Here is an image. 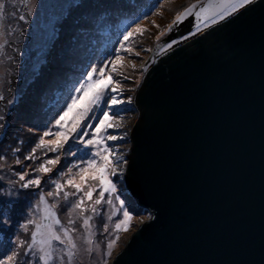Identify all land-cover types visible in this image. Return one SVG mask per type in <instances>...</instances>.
Listing matches in <instances>:
<instances>
[{"label": "water", "instance_id": "1", "mask_svg": "<svg viewBox=\"0 0 264 264\" xmlns=\"http://www.w3.org/2000/svg\"><path fill=\"white\" fill-rule=\"evenodd\" d=\"M134 105L126 192L152 216L113 264H264V0L175 26Z\"/></svg>", "mask_w": 264, "mask_h": 264}, {"label": "rangeland", "instance_id": "2", "mask_svg": "<svg viewBox=\"0 0 264 264\" xmlns=\"http://www.w3.org/2000/svg\"><path fill=\"white\" fill-rule=\"evenodd\" d=\"M154 3L155 0H27V7H25L17 2L16 8L20 10L18 14H25L31 8L32 15L29 16L27 23L12 22L15 35L8 39L13 43L6 46L4 52L0 53V95L5 97L4 100H0V115L5 116V120L0 121V124L4 125L3 128H0V148L4 150L2 154L9 157L8 165L14 163L17 155L23 160V156L28 154L38 142L39 136L46 130V126L52 127L50 121L63 104L68 89L80 78L89 63L102 61L114 48H119V44L115 43L121 38L117 34V29L119 28L122 33L124 31L122 26L134 21L139 22L144 32L133 35L126 44V47L131 49V53L122 54L123 58L117 61V64L118 70L128 76V79L122 83L123 98L126 100L128 97H132V103L135 104L136 91L142 81L144 67L155 44L169 33L167 26L175 15L184 7L197 3V0H163L162 8H152ZM110 4L132 6L131 12L114 15V11L111 9L105 13L104 8H109ZM11 11H13V7L9 4L7 12ZM101 11L103 14L99 15L98 12ZM146 12L148 18L137 21V18L142 17ZM72 27L74 28L72 29ZM84 42L88 44L89 53L82 63L80 60L84 58V55L80 57L79 52L84 49L82 47ZM137 52H139V56L135 55ZM65 68L70 69L68 72L71 74L62 71ZM56 69L61 72L52 78L50 85L45 89L44 86L48 85L49 80L45 81L43 78L46 73ZM42 83L43 88L41 87ZM9 100H12L13 103L8 104ZM80 106L82 104L77 105V107ZM129 109L132 110L121 112L122 121L131 120L132 116L138 113L135 105ZM72 115L74 113L70 114L66 120L70 122ZM119 120L118 118L116 121ZM95 123L96 121H93V124ZM29 128H33L35 131L30 132ZM52 130L56 129L52 128ZM131 133L124 141L109 142L113 147L125 148L123 150L126 155L125 159H128L129 147H132ZM51 138L46 137L45 139ZM15 147H20L22 151L20 153L11 152V149ZM78 148L84 151H94L91 148L84 149L83 145L73 144V150ZM45 151L46 149H37L35 155L39 159L34 162L23 161L22 165L17 166V170H22L24 165H31L32 168H35L44 159L56 155L48 153L46 157L44 156ZM60 155L61 163L51 173H36V175H40L43 181L55 178L63 182L67 177H58L57 170L66 171L67 166L76 162L78 157L66 156L65 153H60ZM127 161L129 163V160ZM125 173L126 171H123L119 178H113L117 183V192L114 195H120L121 199H125L135 210L136 215L133 217L130 230L119 233V241L114 245L107 264H113L116 256L125 248L132 234L143 224V221L149 220L152 216L149 212L142 213L137 210L135 200L126 192ZM0 175L6 177L5 181L0 182V188L12 192V195H0V254H2L13 247V241L17 236L28 238L20 225L30 216V210L38 201L41 189H20L18 186L8 185L7 180L16 178L7 171V168ZM42 189L46 193L48 190H53V186L50 182L43 183ZM66 190L74 191L67 186ZM96 195L97 193H94L93 200ZM75 199V197H70L69 202H74ZM47 201L50 205H57L54 211L57 212L61 222L67 226L68 205L63 201L62 195L59 198L47 197ZM91 204L92 202L86 201L85 207L90 208ZM96 207L100 215H94L91 211L85 215H93V220L90 221L94 232L93 239L99 243L100 249H103L106 243L103 225L107 223L109 229L114 227L113 222L107 220V216L111 214L113 208H119V201L114 200L112 206L102 203ZM72 218L76 219L75 227L79 229L75 237L80 249L74 264H98L101 260V251L93 246L94 259H90L89 254L85 251L88 246L84 244L83 240L85 235V230L82 227L83 217L77 218V214L74 213Z\"/></svg>", "mask_w": 264, "mask_h": 264}, {"label": "snow or ice", "instance_id": "3", "mask_svg": "<svg viewBox=\"0 0 264 264\" xmlns=\"http://www.w3.org/2000/svg\"><path fill=\"white\" fill-rule=\"evenodd\" d=\"M17 2L27 7V0H0V53L4 52L6 46L13 43L8 39L15 35L12 22L27 23L29 16L32 15L31 8L25 14H18L20 10L16 8ZM253 3L255 0H207V2L197 0V3L184 7L175 15L167 26L168 31L171 32L175 26L192 16L202 22L204 28H208L240 13L241 10ZM9 4L13 7L11 12H7ZM162 7L163 0H155L152 5V8ZM147 18L148 13L146 12L142 17H138L137 21ZM122 27H124L122 33L119 28L117 29V34L121 38L115 42L119 44V48H114L102 61L92 62L86 66L80 78L68 89L63 104L50 121L52 127L46 126V130L39 136L38 142L28 154L23 156V160L17 155L14 163L8 165L9 157L2 154L4 150L0 148V162H2L0 163V173L7 168V171L16 178L7 180V184L18 186L20 189H41L38 201L30 210V216L20 225L28 238L17 236L13 241V247L0 254V264H74L77 253L80 251L75 237L79 229L75 227L76 219L72 218L74 213L77 214V218L83 217L82 227L85 230L83 240L84 244L88 246L85 251L89 254L90 259L95 257L93 246L101 251V260L98 264H107L114 245L119 241V233L130 230L136 212L125 199H121L120 195H114L117 192V183L113 179L122 175L123 165H127L128 161L119 147H113L109 142L124 141L128 136L127 132L120 134L119 130L122 128V124L115 123L118 118L123 120L121 112L131 111L124 106L131 105L133 102L132 97H128L126 100L123 98L122 83L128 79V76L118 70L117 61L123 58L122 54L131 53V49L126 47V44L135 33L143 34L144 29L136 21ZM196 31H201L199 23L196 24ZM194 34L192 33V35ZM167 47L171 48L172 44H168ZM135 55L139 56V52ZM4 99L5 97L0 95V100ZM12 103V100L8 101V104ZM78 104H82V106L77 107ZM73 113L71 121H67L66 118ZM4 120L5 116L0 115V121ZM93 121L96 123L93 124ZM3 127L4 125L0 124V128ZM52 128L56 130L53 131ZM28 130L35 131L33 128ZM46 137L52 138L45 139ZM86 137L89 138L85 139ZM73 144L83 145L84 149L91 148L94 151H84L79 148L73 150ZM37 149H46L44 152L46 157L48 153L56 155L44 159L35 168H32L31 165H24L22 170H17V166L22 165L23 161L34 162L39 159L35 155ZM21 151L20 147L11 149L13 153ZM60 153L78 157L76 162L67 166L66 171L57 170L58 177L67 178L63 182L55 178L43 181L42 177L36 173H51L61 163ZM5 180L6 177L0 175V182ZM47 182L51 183L53 190L44 193L42 184ZM66 186L74 191L66 190ZM94 193L97 195L93 200ZM0 195H12V192L0 188ZM61 195L63 201L68 205L67 226L61 222L57 212L54 211L57 205H50L47 201V197L59 198ZM70 197H75V201L69 202ZM114 200L119 201V208H113L111 214L107 216V220L112 221L114 227L109 229L107 223L103 225L106 243L104 248L100 249L99 243L93 239L94 232L90 224L93 215H85V213L91 211L94 215H100L96 206L102 203L112 206ZM86 201L92 202L90 208L85 207ZM57 226L59 227L57 228Z\"/></svg>", "mask_w": 264, "mask_h": 264}, {"label": "trees", "instance_id": "4", "mask_svg": "<svg viewBox=\"0 0 264 264\" xmlns=\"http://www.w3.org/2000/svg\"><path fill=\"white\" fill-rule=\"evenodd\" d=\"M118 5V4H117ZM115 6V4H110V6H109V8H104V12L106 13V12H109V11H111V9H113V11H114V15L115 14H117V15H119L121 12H123L124 14H125V12H127V11H129V12H131L130 11V9L132 8V6H122V5H120V6ZM127 8V9H126ZM98 14L100 15H102L103 13H102V11L101 12H98ZM74 27H72V29H73ZM82 47L84 48L82 51H80L79 52V56L80 57H82L83 55H84V58L83 59H81L80 60V62H82L83 63V61L86 59V57H87V55H88V53H89V51H88V44H85V42L83 43V45H82ZM58 70V71H57ZM61 70V69H60ZM62 71H66V73H68V74H71L70 72H68V71H70V69H67V68H65L64 70H62ZM59 72H61V71H59V69H56V70H53V71H51L50 73H46V75H45V77L43 78L45 81H48L49 80V83H48V85L47 86H44L45 87V89L50 85V83H51V80H52V78L56 75L57 76V74L59 73ZM57 78V77H56ZM58 79V78H57ZM61 79V78H60ZM43 80V81H44ZM41 87L43 88V83H42V85H41ZM137 210L138 211H140L141 212V210L139 209V208H137Z\"/></svg>", "mask_w": 264, "mask_h": 264}, {"label": "bare ground", "instance_id": "5", "mask_svg": "<svg viewBox=\"0 0 264 264\" xmlns=\"http://www.w3.org/2000/svg\"><path fill=\"white\" fill-rule=\"evenodd\" d=\"M135 100V98H134ZM134 104L132 103L131 105H125L124 107H131L133 106ZM132 110V109H131ZM137 111V110H136ZM138 117H139V114L138 113H135V115L132 116L131 120H128V121H115V123H118V124H122V128L119 130L121 133L120 134H123V132H127L128 135L131 133L133 127L136 125L137 121H138ZM127 129V130H126ZM128 137V136H127ZM125 148H122V147H119V150L121 152H123ZM127 149V148H126ZM129 149L131 150V148L129 147ZM129 151V150H127ZM126 156V155H125ZM128 160V159H127ZM123 169H124V172L126 171L127 169V165H123ZM148 221V219H146L145 221H143V224L146 223Z\"/></svg>", "mask_w": 264, "mask_h": 264}]
</instances>
